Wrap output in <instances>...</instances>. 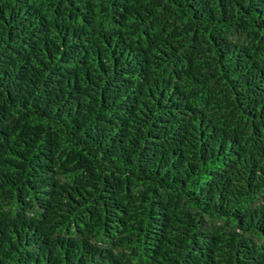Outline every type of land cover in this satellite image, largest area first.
<instances>
[{"label": "trees", "instance_id": "1", "mask_svg": "<svg viewBox=\"0 0 264 264\" xmlns=\"http://www.w3.org/2000/svg\"><path fill=\"white\" fill-rule=\"evenodd\" d=\"M0 264H264V0H0Z\"/></svg>", "mask_w": 264, "mask_h": 264}]
</instances>
